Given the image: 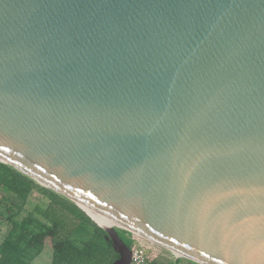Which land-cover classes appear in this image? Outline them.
Returning <instances> with one entry per match:
<instances>
[{
	"label": "water",
	"instance_id": "water-1",
	"mask_svg": "<svg viewBox=\"0 0 264 264\" xmlns=\"http://www.w3.org/2000/svg\"><path fill=\"white\" fill-rule=\"evenodd\" d=\"M0 162L101 227L110 264L117 228L264 264V0H0Z\"/></svg>",
	"mask_w": 264,
	"mask_h": 264
},
{
	"label": "trees",
	"instance_id": "trees-1",
	"mask_svg": "<svg viewBox=\"0 0 264 264\" xmlns=\"http://www.w3.org/2000/svg\"><path fill=\"white\" fill-rule=\"evenodd\" d=\"M32 190L48 198V204L45 208L37 205L18 218L20 205L27 202ZM9 197L10 202L7 201ZM17 201L19 206L15 205ZM87 212L97 222L96 216ZM0 215L9 224L0 242V264H30L42 252L47 239L52 251L50 264H110L118 257L111 241L105 239V231L72 201L2 162ZM116 230L126 243L119 229ZM149 264L166 263L157 259Z\"/></svg>",
	"mask_w": 264,
	"mask_h": 264
},
{
	"label": "rangeland",
	"instance_id": "rangeland-1",
	"mask_svg": "<svg viewBox=\"0 0 264 264\" xmlns=\"http://www.w3.org/2000/svg\"><path fill=\"white\" fill-rule=\"evenodd\" d=\"M5 195V194H4ZM7 196V195H6ZM11 198L9 197L7 199L8 202L12 201L10 200ZM20 202H16V206H19ZM48 204V198L43 196L41 193H39L37 190H32L28 200L26 203H24L22 206L20 205L21 210L19 211V215L17 216L18 218L23 217L26 215L29 211L33 210L35 206H41L42 208H45L46 205ZM66 220V217L64 218ZM9 229V224L7 221H5L4 217L0 215V242L1 240L5 237ZM119 229V228H117ZM127 231L123 229H119V233L123 236L124 240L126 241L127 245L130 246L132 244V240L129 236H127L126 233ZM161 254L159 260L165 262L166 264H192L189 260L185 258L179 257L180 259L179 262H176L175 256L169 252L168 250L164 248H160ZM51 256H52V251H51V244L49 239L46 240L44 249L42 252L36 256L30 264H50L51 262ZM156 259V260H157Z\"/></svg>",
	"mask_w": 264,
	"mask_h": 264
},
{
	"label": "built area",
	"instance_id": "built-area-1",
	"mask_svg": "<svg viewBox=\"0 0 264 264\" xmlns=\"http://www.w3.org/2000/svg\"><path fill=\"white\" fill-rule=\"evenodd\" d=\"M131 238L130 264H149L160 257V246L142 238L134 233H127Z\"/></svg>",
	"mask_w": 264,
	"mask_h": 264
},
{
	"label": "bare ground",
	"instance_id": "bare-ground-1",
	"mask_svg": "<svg viewBox=\"0 0 264 264\" xmlns=\"http://www.w3.org/2000/svg\"><path fill=\"white\" fill-rule=\"evenodd\" d=\"M86 210L91 212V213H93L96 216L97 223H99L100 225L107 226V225L111 224V222L108 221L107 219H105L103 216H101V215H99V214H97V213H95V212H93V211H91V210H89L87 208H86Z\"/></svg>",
	"mask_w": 264,
	"mask_h": 264
}]
</instances>
